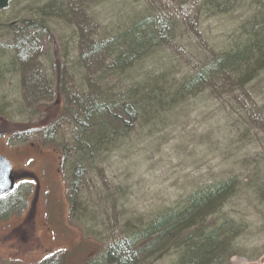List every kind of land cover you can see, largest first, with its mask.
<instances>
[{
	"label": "rangeland",
	"instance_id": "1",
	"mask_svg": "<svg viewBox=\"0 0 264 264\" xmlns=\"http://www.w3.org/2000/svg\"><path fill=\"white\" fill-rule=\"evenodd\" d=\"M79 1L11 0L0 11V42L5 48H1L0 67L7 66L0 69V128L4 132L0 155L17 174L31 171L41 185L39 196L49 199L39 201L36 208L42 251L22 255L12 248L8 233L15 226L11 218L30 204L35 181L18 184L3 210L18 205V200L20 205L0 218L8 221L2 225L5 221L0 220V238L7 235V243L0 242L2 264H43L44 254L55 264H90L119 241L117 234L126 222L175 211L192 191L229 178L239 181L235 185L247 184L255 174L261 176L257 183L264 191V70L254 79L239 78L247 83L239 90L210 85L202 95L166 106L160 118L168 119L156 128L152 126L156 120L147 122L139 116L138 125L87 167L81 179H75L69 163L63 168L65 156L60 159L71 138L65 111L74 107L80 92L95 90L100 98L107 95L115 101L120 91L144 86L145 81L150 87L177 84L202 68L212 52L221 53L244 40L239 39V29L264 11V0H232L233 6L217 0L222 4L218 10L204 0H114L111 5L102 4L103 0ZM51 2H59L55 5L62 13L42 20L43 24L32 23L42 29L23 30L31 25L29 18ZM148 16L177 22L175 38L132 69L123 67V75L117 78L101 72L104 67L95 61L90 76L86 75L77 63L85 41L122 33ZM253 22L252 28L264 30L263 19ZM25 36L30 45L27 61L22 63L15 55L17 39ZM106 59L102 57L104 63ZM58 63L62 90L57 98L53 92ZM37 74L41 80H27ZM88 78H103L105 87H91ZM55 103V118L61 115L62 120L57 119L47 132L46 125L54 120L40 123L44 114L55 112L48 109ZM30 158L33 162L23 169ZM252 193L246 189L230 198L207 220V225L215 227L225 220L235 226L222 231H229L228 250L233 254L228 264H264V194L254 198ZM72 198L80 205L75 210L69 208ZM176 259L175 252L169 251L144 264H174Z\"/></svg>",
	"mask_w": 264,
	"mask_h": 264
},
{
	"label": "trees",
	"instance_id": "2",
	"mask_svg": "<svg viewBox=\"0 0 264 264\" xmlns=\"http://www.w3.org/2000/svg\"><path fill=\"white\" fill-rule=\"evenodd\" d=\"M207 1L216 10L222 7L221 3L216 2L217 0H204V3ZM231 1L227 0L224 5L233 6ZM81 2L80 0L79 4ZM55 3L51 2L45 5L34 17L29 18L28 21L31 25H27L23 30L42 29L37 25L32 26V23L43 24L42 20L51 19L53 14H61V8H58ZM105 3L111 5V0H103L102 4L106 5ZM26 23L28 22L26 21ZM167 23L174 29V34L171 33V30L165 32ZM254 24L256 22H252L250 29L246 26L239 29L242 31L239 39L244 40L234 43L228 49L222 50L221 53L212 52L208 57L209 60L204 59L202 68L177 84H168L167 88L159 87L157 84L150 87L149 81H145L144 86H130L120 91L115 101L107 95L100 98L95 94V90L93 93L90 91L87 94L80 92L74 107L65 111V116L70 121L72 128H70V141L64 148L66 155H63V158L65 156L68 160L75 179H81L83 171L88 170L87 167H92L96 163V159L108 152L109 147L114 148L115 146L112 145L120 144L126 138L128 129L138 125L139 116L141 119L147 118V122L152 118L156 120L152 125L156 128L163 125L168 119L160 118V110L166 106L170 104L174 106L189 97L202 95L210 85L212 88L218 85V87L227 88L230 90L229 92H232L247 84L239 78L254 79L264 70L262 69L264 68V30L252 28ZM177 25V22L174 21L168 22L157 16H148L141 19L140 24L130 26L122 33L114 36L101 34L95 42L85 41L84 46L80 48L79 57L77 56V63L82 66L81 68L86 69L88 76L91 74L92 62L95 61L100 64L99 67H104L101 72L108 73L109 77L117 78L123 75V67L127 70L132 69L135 64L149 57L148 54L151 51L159 50L163 45L170 43L175 38ZM28 39V36L17 39V54L15 56L22 63H25L28 58L30 45ZM1 48H4V45L0 42V54ZM102 57L107 58L105 63L102 61ZM5 67L7 66L0 67V69ZM54 68L55 71L59 68V73L55 74L53 92L58 98L62 90L60 64H56ZM88 79L91 87L96 89L105 87L102 84L105 81L103 78ZM110 90L113 91L109 88ZM47 91L48 88H46V93ZM87 99L91 103L87 104ZM48 109L52 112L55 110V112L51 115L44 114L42 122L39 121L42 125L48 118L54 120L46 125L47 132L52 129L57 119L58 121L62 120L61 115L55 118L58 110L56 103L50 105ZM262 109L264 110V108ZM260 178L261 176L255 174L251 182L246 184L242 181L239 185H235L239 182L235 178L220 180L217 182L218 184L192 191L183 204L175 208V211L165 210L147 220L135 218L126 222L120 227L117 234L116 239L119 241L115 242L108 250L106 249L102 259L99 258L90 264H124L119 259L114 263L111 262V257L114 254L123 255L132 264H144L157 257L165 256L169 251H174L178 259L174 264H228L233 253L228 250L229 231H222L226 230L227 226H229L228 230L235 226L225 220L224 224L215 227L207 225V220L218 212L233 195L246 189L253 192L254 198L257 195L260 198L264 194L257 183ZM68 198L71 200L70 196ZM72 204L74 210L80 206L74 201ZM55 263L46 261L44 264Z\"/></svg>",
	"mask_w": 264,
	"mask_h": 264
},
{
	"label": "flooded vegetation",
	"instance_id": "3",
	"mask_svg": "<svg viewBox=\"0 0 264 264\" xmlns=\"http://www.w3.org/2000/svg\"><path fill=\"white\" fill-rule=\"evenodd\" d=\"M34 153L37 151L36 150H32ZM28 163H32V159H28L27 160ZM22 170V169H21ZM20 174V176H19ZM17 174L15 171H14V175L16 178H19L21 176H33L34 174L31 173L30 171H26V172H21ZM35 179V188H33L32 192H31V199H30V204H25L23 207L20 208V210L11 218L12 221L14 222L15 226H12L10 227V232L8 233L9 236L11 237V241L13 244L12 245V248L15 247V250L18 251V253L22 254V255H25V253H32V252H39V251H42L40 250V248H43L42 245L40 244V240H38V237H37V233H36V228L38 227L37 226V220H36V217H37V211H36V208H37V205L39 203V201H41L42 203H48V197L46 196L45 199L44 198H41L39 196V192H40V189H41V185L39 183V180L36 178ZM49 192V191H47ZM13 196H9L7 197L6 199L2 200L0 202V212H3L2 214H0V218L3 217L4 215L7 214L8 211H11V210H14L16 207H18L19 205H16L15 207H10L9 210L5 209L3 210L4 208H6L7 206L4 205L3 203L4 202H7L9 201ZM3 210V211H2ZM47 216V214L45 215V217ZM44 217V218H45ZM16 219L18 220L17 223L16 222ZM0 220H4L5 223H2L3 224H7L8 221L7 218H4V219H0ZM47 224V223H46ZM37 226V227H36ZM8 227V226H6ZM7 235H5L4 239H6ZM4 239H1L0 238V242H3V243H7V241L5 242ZM7 240V239H6ZM44 250V249H43ZM43 253V252H42ZM7 255H10V254H7ZM13 256V255H12Z\"/></svg>",
	"mask_w": 264,
	"mask_h": 264
},
{
	"label": "water",
	"instance_id": "4",
	"mask_svg": "<svg viewBox=\"0 0 264 264\" xmlns=\"http://www.w3.org/2000/svg\"><path fill=\"white\" fill-rule=\"evenodd\" d=\"M11 0H0V11L8 7ZM2 132L0 131V140ZM15 190L14 178L10 163L0 156V200L11 195Z\"/></svg>",
	"mask_w": 264,
	"mask_h": 264
},
{
	"label": "bare ground",
	"instance_id": "5",
	"mask_svg": "<svg viewBox=\"0 0 264 264\" xmlns=\"http://www.w3.org/2000/svg\"><path fill=\"white\" fill-rule=\"evenodd\" d=\"M115 1L114 0H111V4H113ZM116 3V2H115ZM124 7V6H123ZM117 9V7L115 6V10ZM118 10V9H117ZM258 17V18H257ZM254 19H252L251 21H250V23H248V25H247V28L248 29H250L251 27H250V25L252 24V22L253 21H255L256 19H259V18H261V19H263L264 20V11H260V12H258V13H256L255 14V16L253 17ZM141 23V20H139V21H137L135 24H140ZM245 26V25H244ZM243 25H242V27H244ZM241 27V28H242ZM169 31V30H171V33H175L174 32V29L172 28V26L170 25V24H166V26H165V32L166 31ZM107 36H109V35H107ZM155 51H157V50H155ZM136 65V64H135ZM134 65V66H135ZM262 69H264V68H262ZM263 71V70H262ZM259 75V74H258ZM34 78H32V79H27V80H29V81H36V80H41V76L40 75H35V76H33ZM67 163H69L68 162V160L65 158V159H63V163H62V166H63V168L65 167V164L67 165ZM238 194V193H237ZM235 196H237V195H233V197H235ZM0 259H1V257H0ZM121 260V262H124V264H132L131 262H129V260H127V258L126 257H124L123 255H116V254H114L112 257H111V262H113L114 263V261H116V260ZM177 261H178V259H176ZM0 264H2L1 262H0Z\"/></svg>",
	"mask_w": 264,
	"mask_h": 264
}]
</instances>
